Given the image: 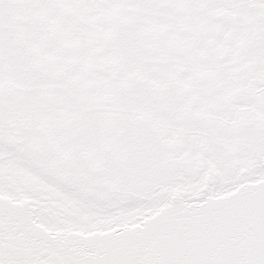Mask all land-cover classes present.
<instances>
[{
	"label": "snow or ice",
	"instance_id": "obj_1",
	"mask_svg": "<svg viewBox=\"0 0 264 264\" xmlns=\"http://www.w3.org/2000/svg\"><path fill=\"white\" fill-rule=\"evenodd\" d=\"M0 264H264V0H0Z\"/></svg>",
	"mask_w": 264,
	"mask_h": 264
}]
</instances>
